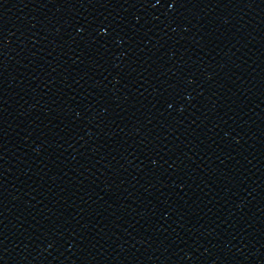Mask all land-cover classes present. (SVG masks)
I'll list each match as a JSON object with an SVG mask.
<instances>
[{
	"label": "water",
	"instance_id": "95a60500",
	"mask_svg": "<svg viewBox=\"0 0 264 264\" xmlns=\"http://www.w3.org/2000/svg\"><path fill=\"white\" fill-rule=\"evenodd\" d=\"M224 53L216 264H264V0H224Z\"/></svg>",
	"mask_w": 264,
	"mask_h": 264
}]
</instances>
